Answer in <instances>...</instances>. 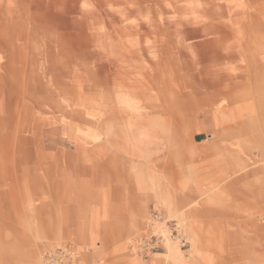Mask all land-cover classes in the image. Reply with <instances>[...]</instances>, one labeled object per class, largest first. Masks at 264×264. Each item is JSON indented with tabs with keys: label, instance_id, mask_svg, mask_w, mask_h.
<instances>
[{
	"label": "rangeland",
	"instance_id": "obj_1",
	"mask_svg": "<svg viewBox=\"0 0 264 264\" xmlns=\"http://www.w3.org/2000/svg\"><path fill=\"white\" fill-rule=\"evenodd\" d=\"M119 164L149 199L125 251L264 264V0H0V264L66 244L33 236L47 195L24 172ZM125 181L91 200L122 201ZM152 234L158 251L137 252Z\"/></svg>",
	"mask_w": 264,
	"mask_h": 264
},
{
	"label": "crops",
	"instance_id": "obj_2",
	"mask_svg": "<svg viewBox=\"0 0 264 264\" xmlns=\"http://www.w3.org/2000/svg\"><path fill=\"white\" fill-rule=\"evenodd\" d=\"M225 129L233 130L234 126L227 125ZM226 140V144H234L233 137ZM61 162L59 159L58 166ZM81 167H60L55 171L43 170L33 173L26 171L18 178L17 185L20 188H27L26 190L35 196L47 195L44 201L35 204L33 212L30 213L32 215L29 216L37 242L61 241L82 247L85 249V260L89 263L95 261L96 264H204L201 256L192 257L186 263L185 259L182 261L167 252L141 259L129 250L125 251L127 240L143 225L149 206L148 196L139 194L135 190L136 187L128 185L130 175L122 164H119L117 172L114 173L95 172L89 168L85 172L79 170ZM163 170L165 171V167ZM113 176L117 178V182L120 178L126 179L127 185L117 186V192L124 196L122 201H92L93 193L98 190L95 186L99 181L101 183ZM226 248L233 252V240L229 239Z\"/></svg>",
	"mask_w": 264,
	"mask_h": 264
},
{
	"label": "built area",
	"instance_id": "obj_3",
	"mask_svg": "<svg viewBox=\"0 0 264 264\" xmlns=\"http://www.w3.org/2000/svg\"><path fill=\"white\" fill-rule=\"evenodd\" d=\"M157 221H163L160 215L154 216ZM155 221V220H154ZM164 230L168 232L167 239L175 240L183 245V239L179 236V225L176 221L165 220L163 225ZM175 233V234H174ZM162 234L149 235L148 238L140 237L136 243L137 252L145 255H149L158 251L159 241H163ZM38 264H94V263H82L80 251L76 246L66 243L55 246L53 248H47L40 253V260Z\"/></svg>",
	"mask_w": 264,
	"mask_h": 264
}]
</instances>
